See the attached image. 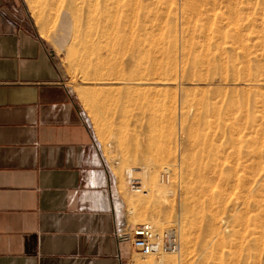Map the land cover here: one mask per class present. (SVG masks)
I'll return each mask as SVG.
<instances>
[{
	"label": "rangeland",
	"instance_id": "rangeland-1",
	"mask_svg": "<svg viewBox=\"0 0 264 264\" xmlns=\"http://www.w3.org/2000/svg\"><path fill=\"white\" fill-rule=\"evenodd\" d=\"M20 1L76 93L108 167L118 219L181 229L179 252L142 256L131 248L128 264L200 262L201 213L194 246L184 248L182 235L188 180H205L219 194L201 200L213 202L208 210L221 229L228 219L245 234L250 213L237 196L258 178L264 187V163L261 177L255 168L258 150L264 162V0H136V36L118 32L120 22L104 35L88 9L73 19L68 0ZM140 79L159 84L133 83ZM132 168L144 192L129 189Z\"/></svg>",
	"mask_w": 264,
	"mask_h": 264
},
{
	"label": "crops",
	"instance_id": "crops-1",
	"mask_svg": "<svg viewBox=\"0 0 264 264\" xmlns=\"http://www.w3.org/2000/svg\"><path fill=\"white\" fill-rule=\"evenodd\" d=\"M46 39L0 0V264H128L112 180Z\"/></svg>",
	"mask_w": 264,
	"mask_h": 264
},
{
	"label": "bare ground",
	"instance_id": "bare-ground-1",
	"mask_svg": "<svg viewBox=\"0 0 264 264\" xmlns=\"http://www.w3.org/2000/svg\"><path fill=\"white\" fill-rule=\"evenodd\" d=\"M134 1L136 0H68L66 1V6L73 11V19H75V17L78 18V16L81 17L83 10L88 9L86 10L88 13V21H94V23L101 28L104 35L109 34L110 30L115 27V24L120 22L119 24L123 23V27L120 29L118 28V32H126L128 29L130 36H136L140 35L141 26L139 24V6L137 2L134 4ZM58 9L57 11H59ZM110 27L111 29L108 30ZM133 83L142 85L159 84V82L156 81L150 82L142 79L134 80ZM255 154V168L258 171L259 177H261L264 163L263 155L261 150H258ZM246 161L248 160H245V162ZM236 163V165H238V161ZM251 165L253 166V164ZM205 173H207L205 170L200 171L199 175L202 174L205 176ZM189 178H191L190 175ZM185 187L186 203L182 209V235L184 238V248L186 249H190L194 246H192L194 239L192 235L196 227L195 217L197 214L201 213V226L198 236L203 243L202 248L204 254L200 255V262L198 264H264V187L260 178H258L255 187L250 188L248 184L250 189L248 190L244 187L243 192L237 196L238 202L236 205L243 208L242 212H244V216L250 213L248 215L249 219L243 221L245 223L244 229L246 233L242 236L241 230L235 226H231L228 219H226V225L224 227L222 226L221 229L218 223V217L208 210L213 202H209L208 199L201 200V197L208 194V192H211L212 197H216V195H218L217 198L219 197V194H217L215 190H209L208 182L204 180L202 182L193 183L188 180L185 181ZM240 211L234 213L235 220H239L243 217V213L241 212L240 214ZM180 231L181 229H179V233ZM226 231L233 236V239H230L229 235L225 234ZM217 236V239L220 240L218 243L215 242ZM239 236H241V241L238 240ZM221 247L222 251L220 252L219 249ZM159 261L161 264L168 263L163 257Z\"/></svg>",
	"mask_w": 264,
	"mask_h": 264
},
{
	"label": "built area",
	"instance_id": "built-area-1",
	"mask_svg": "<svg viewBox=\"0 0 264 264\" xmlns=\"http://www.w3.org/2000/svg\"><path fill=\"white\" fill-rule=\"evenodd\" d=\"M127 184L135 193L144 192L142 181L134 175V169L127 171ZM116 234L120 240L129 241L142 256L177 253L181 249L179 229L174 226L159 230L149 221L134 225L125 221L118 224Z\"/></svg>",
	"mask_w": 264,
	"mask_h": 264
},
{
	"label": "water",
	"instance_id": "water-1",
	"mask_svg": "<svg viewBox=\"0 0 264 264\" xmlns=\"http://www.w3.org/2000/svg\"><path fill=\"white\" fill-rule=\"evenodd\" d=\"M52 54H54V52L52 51Z\"/></svg>",
	"mask_w": 264,
	"mask_h": 264
}]
</instances>
